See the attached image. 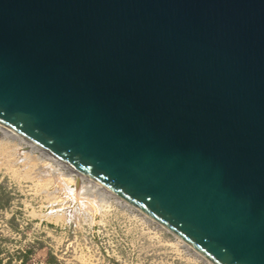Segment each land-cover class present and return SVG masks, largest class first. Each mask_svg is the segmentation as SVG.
<instances>
[{
    "label": "water",
    "instance_id": "obj_1",
    "mask_svg": "<svg viewBox=\"0 0 264 264\" xmlns=\"http://www.w3.org/2000/svg\"><path fill=\"white\" fill-rule=\"evenodd\" d=\"M0 124L211 264H264V0H0Z\"/></svg>",
    "mask_w": 264,
    "mask_h": 264
},
{
    "label": "rangeland",
    "instance_id": "obj_2",
    "mask_svg": "<svg viewBox=\"0 0 264 264\" xmlns=\"http://www.w3.org/2000/svg\"><path fill=\"white\" fill-rule=\"evenodd\" d=\"M37 155L0 138V264H209L141 213L82 193Z\"/></svg>",
    "mask_w": 264,
    "mask_h": 264
},
{
    "label": "bare ground",
    "instance_id": "obj_3",
    "mask_svg": "<svg viewBox=\"0 0 264 264\" xmlns=\"http://www.w3.org/2000/svg\"><path fill=\"white\" fill-rule=\"evenodd\" d=\"M0 138H4V139L7 138V139L15 140V141H17L19 143V145H21V148L23 150H25V153H27V154L37 153L38 154L37 156L40 157L42 160H44V159L49 160L52 163H54L55 165H57V166L65 169L64 171H66L69 174V176H74V179H72V180L76 184V188H79V189H82L83 188L84 189V191L82 193H84L86 195H89L93 191L102 192L107 197L112 198L116 203L123 204V205L129 207L130 209H133V210L141 213L148 220H150L151 222H153L154 224H156L160 228H162L165 231H167L169 234H171L172 236H174L175 238H177L179 241H181L184 246L188 247L195 254H198L199 257L203 258L206 262H208L209 264H211L202 255H200L194 249H192L182 238H180L178 235H176L174 233H171L163 225H161L160 223H158L157 221H155L152 217L148 216L147 214H145V213L141 212L140 210H138L137 208L133 207L125 199H123L119 195L113 193L112 191H110L109 189H107L105 186L101 185L97 181H95V180L91 179L90 177H88V176L80 173L79 171H77L73 167H71V166H69V165H67V164L59 161L55 157H53V156L49 155L48 153H46L44 150H42L37 145L31 143L30 141H28L27 139H25V138H23L21 136L15 134L14 132L10 131L9 129H7L5 126H3L1 124H0Z\"/></svg>",
    "mask_w": 264,
    "mask_h": 264
},
{
    "label": "built area",
    "instance_id": "obj_4",
    "mask_svg": "<svg viewBox=\"0 0 264 264\" xmlns=\"http://www.w3.org/2000/svg\"><path fill=\"white\" fill-rule=\"evenodd\" d=\"M59 169H60V170H63V171L65 170V169H63V168H61V167H59ZM70 178H71V179H74V176H70Z\"/></svg>",
    "mask_w": 264,
    "mask_h": 264
}]
</instances>
